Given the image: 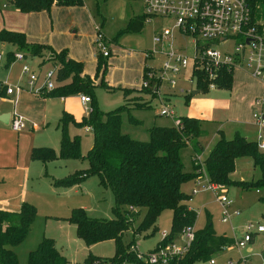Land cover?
<instances>
[{"label": "rangeland", "instance_id": "1", "mask_svg": "<svg viewBox=\"0 0 264 264\" xmlns=\"http://www.w3.org/2000/svg\"><path fill=\"white\" fill-rule=\"evenodd\" d=\"M3 1L0 0L1 3ZM140 14H143V11L138 0H81V5L75 12L62 15L57 19L54 33V35L58 34L55 37L57 44L61 42L66 44V46H70V51H74L82 59L80 63L83 70L95 83L99 84L102 81L104 84L110 85L107 88L97 85L93 89V101L98 110L105 113L124 106L126 110L120 113V131L122 134L139 141L147 140V130L152 126L169 127L173 125V121H177L179 117L187 115L201 118L200 129L202 135L199 140L203 151L199 154L200 159L198 162H202L207 156V149H211L217 140L216 134L218 130L221 131L225 139H231L235 133H239L248 140L256 141L257 144L264 143V127L253 125L246 118V114L242 118H236L234 115L240 112L238 106L233 114L228 112L225 107L226 100L230 97V94L232 95L234 88L239 89L243 83L240 72L234 71L232 74L231 91L218 89L193 96L190 95L187 99H185V96L192 91V86L184 80L187 79V71L183 73L182 78L177 79L175 87L162 86L160 97L151 94L152 89L138 90L140 89L142 75L134 82L132 77L134 78V74H137L135 70L143 65L146 67H157L162 61L160 54H155L153 59H144L142 53L154 49L159 51L160 47L152 43V36L162 28L172 29L171 20L151 17L145 20L139 32L132 31L123 34L117 39L116 45L110 43V39L114 38L120 31H124L128 19ZM72 22L73 24L70 25L69 23ZM96 29L108 40L110 50V55L104 58V64L100 62V65H98V60L95 58L94 49L93 57L96 62L90 59ZM71 31L73 32L71 33ZM62 32L67 33L70 40L61 35ZM173 35V47L189 53L191 49L190 38H181L174 30ZM228 44L232 45L231 42ZM1 50L3 49H0L2 57L0 73L5 63V55ZM38 58L41 63H48L41 65L40 81L44 72L51 67V64L48 60L50 55H48L46 50ZM84 60H86V63ZM136 60L137 68L134 67L135 70H133V65L129 67L128 64L130 61L134 64ZM25 61L30 63L32 70H36L37 58L26 56ZM114 61L117 63L114 64ZM15 67V70H11L8 74L10 79H15L18 75L20 67ZM34 72L38 73L37 71ZM129 80H132L129 87L137 90L126 93L123 100V92L119 89L122 88L120 82ZM250 92L251 94H256L257 87H252ZM74 96L76 95L67 97L73 98ZM143 105L144 107L142 108ZM162 108L171 111L173 116L171 118L160 116L159 112ZM71 110L73 113L70 115L74 120L80 119L88 113L79 102L78 104L72 102ZM128 114L137 123H131ZM53 129L49 128L46 132L39 131L38 136L43 138H40L38 143L45 142L48 146L57 150L58 135L57 131ZM68 135L70 137L73 135L79 136L80 153L84 155L91 146L90 133L83 129H74L69 125ZM190 156L191 148L189 146L184 147L179 152L180 161L185 172L191 171ZM194 163L196 162L194 161ZM46 167L48 175L60 179L67 174L85 169L87 165L85 160H57L49 163ZM39 170L35 179H29L25 186L24 200L22 202L31 205L35 210V215L25 239L12 248L17 264H26L27 253L35 249L37 243L43 237L49 238L54 242L55 249L65 257L69 264H86L84 261L88 255L102 261V263L92 262L88 264L109 263L111 261L110 258L114 255L112 241H104L85 247L76 238L74 225L65 220L71 211L77 208L83 209L85 215L89 218L111 219L110 209L113 200L109 189L101 187L97 179L92 176L85 179L77 187L48 192L46 188H42L44 186L42 181H45L46 176H43L41 168ZM201 172L198 182L206 185L203 167H201ZM40 175L42 177L38 179L37 176ZM230 177L232 180L255 181L259 178V172L257 168L253 167L251 159L246 156L235 160L234 170ZM192 189H198V193L191 196L189 202V206L196 214L192 226L194 231L204 227L207 217L215 235L225 236L232 240L234 237L239 239L243 236L245 226H252V236L249 243L239 248L234 244L233 240V245L222 248L211 256L213 264H243L242 261L245 264H264V232H255L256 227H262L264 230V204L259 200L263 192H255L253 188L241 189L237 186L217 187L216 191L201 190V186H197L196 181L193 180L185 181L180 185V190L185 195H189ZM221 196L230 201V208L236 209L238 212L237 216L230 218L229 223L219 222L220 208L215 198ZM19 207L18 202L15 210L17 211ZM170 219V211L164 210L156 220V233L145 238L136 237L135 243H132L135 252L130 249L132 246L128 250L134 255L135 253L146 254V251L153 248L161 232H169ZM131 239V232H124L121 239L122 244L126 246L131 242ZM117 260L116 258L114 262H117ZM194 264H208V261L195 262Z\"/></svg>", "mask_w": 264, "mask_h": 264}, {"label": "trees", "instance_id": "2", "mask_svg": "<svg viewBox=\"0 0 264 264\" xmlns=\"http://www.w3.org/2000/svg\"><path fill=\"white\" fill-rule=\"evenodd\" d=\"M14 10L20 13L48 11L55 4L58 6H80L81 0H5ZM250 11V22L257 29H264V0H246ZM147 17H131L124 31H120L110 43H116L123 34L139 32ZM0 43H8L16 52H25L29 57H40L46 50L51 67L55 70L54 89L43 92L49 97H67L85 95L89 99V111L79 120H74L68 113L62 112L55 125L59 134L58 150L49 147H33L29 158L43 165L55 160H85L87 167L67 174L60 179H51V185L56 188L78 186L88 177H95L98 184L109 189L113 204L110 209L111 219H94L85 215L81 208L73 209L65 219L75 227V236L85 247L112 241L114 255L107 264H147L136 259L128 248L135 243L136 237L153 236L156 231V220L164 211L171 214L169 232L163 240L159 239L146 254L154 252L161 244L176 241L181 230L192 228L196 214L187 207L188 196L181 192L180 185L188 180L198 179L201 167L205 170L208 184L216 187L237 186L241 189L253 188L255 192H263L259 200L264 204V150H260L255 141L235 133L231 139H225L218 134L217 140L203 161L194 163V157H199L202 148L198 138L202 135L200 121L196 118L179 117L169 127L152 126L147 130L146 141L130 138L120 131V113L126 110L124 106L108 112H101L93 101V89L98 85L108 86L102 81L94 83L82 73L80 62L67 57L64 50L52 51L42 44H28L24 35L18 31L0 30ZM12 58V53L7 54ZM13 59V58H12ZM98 65L104 64V58L97 57ZM146 66L142 68V73ZM195 89L199 93L206 92L201 75H196ZM232 74L224 70L221 74L218 88L228 90ZM123 91V96L129 91ZM143 91L144 89H138ZM148 90V89H147ZM189 95L185 96V99ZM144 105L142 106V108ZM129 115V114H128ZM129 121L137 122L129 115ZM74 129H87L91 132V146L84 155L79 148V136L68 135V126ZM221 132L220 130L218 131ZM190 145L194 152L191 158V171L185 172L180 161L179 152ZM249 157L253 167L257 168L259 178L255 181L232 180L230 175L234 170V162L238 158ZM35 215L34 208L21 203L16 212L0 210V264H17L12 248L19 245L26 237ZM131 232V242L122 244L124 232ZM251 241V237L249 242ZM233 245V240L225 236H217L211 229L206 218L204 227L194 231L193 241L187 251L167 261L166 264H194L211 260V256ZM142 254V253H141ZM142 254V255H146ZM117 262H114L115 259ZM86 264L102 261L90 255L84 261ZM26 264H69L54 247L49 238H41L35 249L26 256Z\"/></svg>", "mask_w": 264, "mask_h": 264}, {"label": "built area", "instance_id": "3", "mask_svg": "<svg viewBox=\"0 0 264 264\" xmlns=\"http://www.w3.org/2000/svg\"><path fill=\"white\" fill-rule=\"evenodd\" d=\"M141 4L147 19L157 17L171 20L172 29L162 28L152 36V43L160 47L159 51L154 49L142 53L144 59H153L155 54H160L162 61L157 67H146L139 88L152 89L151 94L160 97L162 86L175 87L177 79L182 78L183 73L187 71V79L184 80L192 86L191 89L196 90V75H201L208 92L219 89L218 83L224 70L231 74L234 71H242L260 86V94L252 101L254 111L251 116L257 125L264 124V29L259 30L251 24L246 0H141ZM173 30L181 38H190L189 53L173 47ZM230 42L231 46L228 44ZM108 44L96 29L93 40L96 59L110 55ZM12 58L14 61H21L22 54L16 52ZM20 75L27 77L28 90L35 94L54 89L55 70L52 67L44 72L39 86H35L37 75L28 65H21ZM13 90L21 89L16 85L6 87L5 93L11 94ZM79 100L82 104L89 103L88 97L84 95H80ZM159 115L171 118L173 113L162 108ZM9 127L14 132H20L25 125L20 117L13 115ZM257 145L260 150H264V143ZM194 159L197 163L200 158L195 156ZM195 181L197 186H201V190L215 191L216 186L208 183L202 185L198 179ZM197 192L198 189L191 190L192 195ZM215 201L220 208V223H229L231 217L238 215L236 209L230 208L231 203L224 196L215 198ZM251 230V225L245 226L243 236L239 239L233 238L234 244L239 248L244 247L252 236ZM263 231L262 227L255 228L257 233ZM165 236L166 232H161L160 240ZM193 238V228H185L179 233L177 241L159 244L154 252L146 255L135 253L136 259L147 264H166L169 259L183 255ZM130 249L135 252L133 246ZM209 263L212 264V260Z\"/></svg>", "mask_w": 264, "mask_h": 264}, {"label": "crops", "instance_id": "4", "mask_svg": "<svg viewBox=\"0 0 264 264\" xmlns=\"http://www.w3.org/2000/svg\"><path fill=\"white\" fill-rule=\"evenodd\" d=\"M127 1H133V0H127ZM138 1L141 4V0H138ZM2 5H4V7H2ZM78 7L79 6L67 7V6H58V5L53 4L49 8L48 11L20 13L14 10L12 5L4 0L3 3L0 2V30L4 29V30H9V31L21 32L24 35V39L26 43L46 45L54 52H60L64 50L68 58L74 61L80 62L82 59L79 56H77L74 53V51H70V46L68 45L66 46V44H63L61 42L57 44V42L55 41V37L58 34L54 35L56 31L55 24L57 22L58 17L62 15H68L69 13L75 12L76 9H78ZM141 8H142V4H141ZM140 15H137V16H140ZM69 24L72 25L73 22ZM72 32L73 31H71V33ZM61 35H64L67 40H70V37L67 36V33L62 32ZM106 41L108 40L106 39ZM114 44L116 45V43ZM0 49H3L1 51L5 55V63L0 73V210L16 212L15 206L17 205L18 202L20 206V204L22 203V200H24L26 183L29 182V179H32V180L35 179L36 175L40 171L39 170L40 168L43 170V176H46L45 181H42L44 183V186L42 187L43 189L46 188L48 192H55V190H59V189L73 188V187L56 188L52 186L50 180L57 179V178H54L53 176L47 174L46 166L51 162L43 165L37 161H32L29 158V154H30V150L33 147L51 148L45 142L38 143L39 139L43 138V137L38 136L39 131L46 132L49 128L51 129L54 128L53 130L57 131L58 143H59V134H58V130L55 128V125L58 122L59 118L61 117L62 112H65L68 114L73 113V111L71 110L72 102H76L77 104L79 102L84 107V109H86L87 112L89 111V106H88L89 103L82 104L79 100L80 95H76L73 98L49 97V96H45L43 92L39 94H35L34 92L29 91L26 85L27 77L20 75V68H19L18 75L15 79H10L8 75L11 70H15L16 68L15 66L21 67L22 64L28 65L29 68L31 69L30 63H27L25 61L26 56L28 55L25 52H19L22 54V60L14 61L12 58L10 59L7 56L8 53H12V55L16 53V51H14L13 46H11L8 43H0ZM125 55L130 56L127 54ZM29 58H37L36 70L31 69V71L34 74H36L34 71L38 72L36 74L37 80L35 82V86H39L43 78L42 77L39 81V74L41 72V67H42L41 65L48 64V63H41V60L38 57H29ZM90 59L91 61L96 62L93 57V48H92V52L90 55ZM1 60H2V57L0 59V62ZM84 62L86 63V60H84ZM116 63L117 62L114 61V64ZM132 65H133L132 69L135 70L134 67L137 68V60L135 61L134 64H132V62L130 61L128 66L130 67ZM143 67L144 65L141 68L138 67L137 70H135L137 74H134L135 76L134 78L132 77L134 82H136V79L142 75ZM82 70H83V67H82ZM237 72L241 73V76L243 78V83L239 89L234 88L232 95L230 94V97H228V99L226 100L225 107L227 108L228 112L233 114L235 108L238 106L240 109V112L238 114L236 113L234 116L236 118H242V116L246 114V118L249 119V121L253 125H257L251 116L252 112L254 111V106L252 104V101L254 97L260 94V86L257 81L250 78L246 73L242 71H237ZM82 73L86 74L84 70L82 71ZM86 75L88 76V74ZM131 81L132 80L120 82L122 88H119V89L122 90V92L128 89H134V88L129 87ZM15 85L19 86L21 90L19 91L13 90L11 94L5 93L6 87H13ZM106 85L110 86L107 83ZM252 87H257L256 94H251L250 89ZM215 90H218V89H215ZM228 90L231 91V85ZM124 99L125 98L123 96V100ZM13 115L20 117L24 122L25 127L20 132H14L9 127V122ZM187 116L196 118L200 122L202 120L201 118L194 116V115H187ZM131 123H137V122L131 121ZM257 126H260V125H257ZM261 127H264V124L261 125ZM83 130L88 131L91 135V132L89 130L87 129H83ZM218 131L216 134L217 136L218 134H222L221 132L219 133ZM239 135L242 136V134H239ZM200 138L201 137H199L197 141L202 148V145L199 140ZM187 146L191 148V156H190V161H191V158L194 155V152L190 145H187ZM57 150H54V151H57ZM209 150L207 149L208 152ZM202 151L203 149L201 150V152ZM65 161H68V160H65ZM41 175L37 176V178L40 179V177H42ZM74 187H77V186H74ZM216 190H217V187H215V191ZM193 195L190 192V194L187 195L188 201L186 202L187 207L191 210L192 208L189 206V202L191 200V196ZM263 232H258V233H263ZM263 258H264V255H263ZM209 261H208V264H210ZM212 264H213V261H212Z\"/></svg>", "mask_w": 264, "mask_h": 264}, {"label": "water", "instance_id": "5", "mask_svg": "<svg viewBox=\"0 0 264 264\" xmlns=\"http://www.w3.org/2000/svg\"><path fill=\"white\" fill-rule=\"evenodd\" d=\"M198 93H199L198 90H192V91L190 92V95L193 96V95H196V94H198Z\"/></svg>", "mask_w": 264, "mask_h": 264}]
</instances>
